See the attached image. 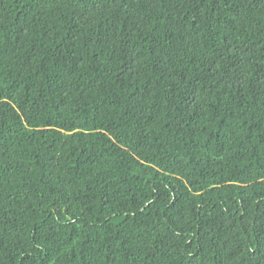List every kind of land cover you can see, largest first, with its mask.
Instances as JSON below:
<instances>
[{
    "label": "trees",
    "instance_id": "trees-1",
    "mask_svg": "<svg viewBox=\"0 0 264 264\" xmlns=\"http://www.w3.org/2000/svg\"><path fill=\"white\" fill-rule=\"evenodd\" d=\"M0 264H264V0H0Z\"/></svg>",
    "mask_w": 264,
    "mask_h": 264
}]
</instances>
